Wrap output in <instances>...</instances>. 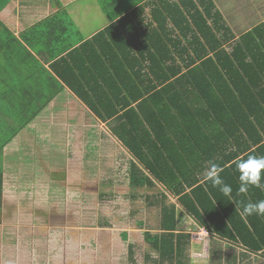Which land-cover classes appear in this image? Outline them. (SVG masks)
Returning <instances> with one entry per match:
<instances>
[{
  "label": "trees",
  "instance_id": "1",
  "mask_svg": "<svg viewBox=\"0 0 264 264\" xmlns=\"http://www.w3.org/2000/svg\"><path fill=\"white\" fill-rule=\"evenodd\" d=\"M113 2L100 0L109 14ZM62 21H49L57 37ZM72 35L48 53L51 69L131 154L130 186L156 190L144 199L160 209L159 232L144 234L159 256L173 261L189 238L170 195L209 235L264 257V216L241 217L264 190L238 193L235 169L237 158L264 156V21L235 36L212 0H132L91 38ZM51 97L26 115L35 101L16 100L17 129L0 152ZM210 162L231 199L207 181Z\"/></svg>",
  "mask_w": 264,
  "mask_h": 264
},
{
  "label": "crops",
  "instance_id": "2",
  "mask_svg": "<svg viewBox=\"0 0 264 264\" xmlns=\"http://www.w3.org/2000/svg\"><path fill=\"white\" fill-rule=\"evenodd\" d=\"M117 1L111 0L113 3L111 14H109L102 9L100 0H0V99H13L12 107L14 110L17 99L37 100L35 105L27 108V114H31L35 113V107L40 106L43 100L51 97L61 85V89L51 97L50 101L34 114L31 120L19 129L1 149L0 264H41L42 258L51 260V264H73V260L79 259V244L74 242V237L69 240L68 237L64 239L63 243L67 245L60 260L59 258L53 259V257L43 256L41 251L42 236L39 233L41 226L36 231L37 224L35 222H74L76 219L71 215V221L64 216L60 220H56V204L51 201L47 202L45 197L52 194L57 188L65 189L64 196L68 203H81L82 209L85 211L82 213L84 218L79 214L78 220L76 219L77 222H86L91 194L95 195L96 201L100 194L115 197L119 201L126 195H128V198L126 197L128 201L137 199L136 195L125 194L124 191L125 189H139L132 188L129 181V167L133 157L120 141L110 133L107 124L99 121L60 81L51 69L52 60L48 59V53L64 46L65 41H62L64 35L72 41L73 26L76 27L83 39L91 38L110 23L112 13L124 9L125 4L132 0ZM212 1L235 36L264 21V0ZM79 3L80 5L84 4L85 10H82L81 13L77 11ZM87 16L88 22L95 23V27L84 31L82 34L80 28L83 29V27L75 21V18ZM53 17L63 19L62 23H65L66 30L70 27L69 34L66 30H60L59 35L61 37H57L58 34L56 33L58 32L52 30L49 22ZM26 39L28 40L26 41ZM75 107L78 109L76 120L73 119L76 114ZM85 112L94 117L99 124L106 126L112 137H92L95 134L100 135L102 129H99L101 126L98 124L82 121ZM48 125H50V129H54L55 141L57 140L55 144H50L49 149L34 138H29L30 135L27 133L22 136L19 135L20 131L24 132L27 128L33 131L44 129L46 132ZM67 126L70 127L72 134L70 137L73 139L68 145L70 148L68 155L66 150L61 147L64 146L63 143H60L63 138V129ZM0 135L3 136L1 130ZM4 138L8 139L9 136L4 135ZM4 138H0V143ZM25 146L32 150L29 155L30 158L36 161L40 160L38 164L34 163L39 166L38 175L32 172L34 164L29 163L28 166H25L21 162V156L17 160L20 150L25 151ZM53 146H55L54 149ZM14 149L16 150L14 151ZM9 152L10 154H8ZM24 154L27 155L28 153L24 152ZM42 155L46 157L45 161L41 159ZM11 157H15L14 164L18 162L16 170L15 166L13 169L11 168ZM125 160L128 162L127 173H125L126 181L119 185L116 183L119 181L117 179ZM117 162L118 164H116ZM41 173L44 174L45 181L43 183H41L43 178ZM42 186H45L44 189H46L44 197ZM144 202L147 209L158 207L148 206L145 199ZM167 202L175 204L177 232L186 233L179 229V226L182 225L181 222H184L182 227H196L203 230L207 236L204 237L202 234L194 232L188 233V240L185 241V238L182 240L185 243L182 245L183 253L175 257L176 259L173 261H168L159 256V253L153 249L149 242L150 240H147L143 233L144 242L155 255L152 258V253H144L143 264H189L190 257L193 258L190 264H196L203 260L208 264H264V257L260 252L251 253L230 241L209 235L194 222L180 205L176 204L175 199L170 195ZM23 225L31 228L28 230V234H25L26 230L19 232L14 228L16 226L24 227ZM45 238L49 249L46 252L55 253L50 250L51 247L48 244L51 243L53 246L57 237L47 236ZM127 238L125 233L115 238L112 237V234H106L101 241L100 252L94 255L92 260H88L87 254L81 256L84 259L83 264L107 263L114 258L113 254L110 253L112 251L109 244L113 243L114 239L121 243L126 242ZM134 240L137 241L135 236ZM10 243L14 245L10 246ZM27 243L30 246H27ZM86 243L89 244V237ZM116 246L114 244L113 249ZM119 250L121 251L120 247ZM125 255L128 264H137L134 245L127 244ZM105 259L107 261H104ZM87 261L88 263H85Z\"/></svg>",
  "mask_w": 264,
  "mask_h": 264
},
{
  "label": "rangeland",
  "instance_id": "3",
  "mask_svg": "<svg viewBox=\"0 0 264 264\" xmlns=\"http://www.w3.org/2000/svg\"><path fill=\"white\" fill-rule=\"evenodd\" d=\"M84 5V4H83ZM83 5H80V3L77 6V11L78 13H81L82 10L84 11L85 9L83 8ZM82 8H81V7ZM100 9V8H99ZM95 12V11H94ZM102 14V13H100ZM75 21L79 23V25L82 28H80V32L83 34L84 31L91 29L95 27V23L91 24L89 23L88 16L87 17H78L75 18ZM12 101L13 99H0V130L3 131V136L0 138H4V135L7 137L10 134L11 128L17 129V121L13 123V120L15 119L14 115L16 116V111L14 110V107H12ZM16 101V100H15ZM35 102L37 100H34ZM23 115H26L28 113V109L24 108L23 109ZM75 112L76 114L73 116V119L76 120L78 116V109L75 107ZM82 121H88V123L91 124H98L101 127L99 128L100 130L102 129L101 134H95L92 137H105V138H111L112 136L109 134L108 129L106 126H103L102 124H99V122L94 119L91 115H88V113L85 112L84 118ZM25 132V133H24ZM24 132L20 131L19 135H24V134H29V138H34L38 142H40L41 145L47 146L48 149L50 147V144H55V132L54 129H50V125L47 126L46 132L43 130H38V131H33L30 128H27L24 130ZM62 139L60 140V143H63L64 146H61L66 150V154L68 153V150L70 149L68 145L73 141L70 136H72L70 132V127L67 126L66 128L63 129L62 132ZM114 138V137H113ZM3 141V140H2ZM1 141V142H2ZM66 143V144H65ZM26 148L25 151L20 150V155L16 154L17 160L21 156V162L25 165L28 166L30 164H38L39 161H36L33 158H30V154L32 153V150L28 147L25 146ZM55 146H53L54 149ZM44 149V147H43ZM16 149H14L15 151ZM13 151V152H14ZM24 152H27L28 154L25 155ZM10 154V152L8 153ZM68 155V154H67ZM66 155V156H67ZM13 156V155H11ZM16 157V156H15ZM15 157L10 158V165L11 168L13 169V166H15V170L17 169L15 161ZM124 157V155H123ZM14 158V159H13ZM68 158V157H66ZM41 159L44 161L46 160V157L44 155L41 156ZM63 159V158H62ZM117 159V158H116ZM128 160V159H126ZM125 162L124 166L121 167V172L120 176H118L119 180L116 184H124L126 181V175L127 173L126 168H128V162ZM61 161V159H60ZM34 164L33 168V173H37L38 175V169L39 166ZM118 164V162L116 163ZM68 167V166H67ZM123 170V171H122ZM43 175L42 182L45 181L44 179V174ZM45 186H42L43 188V197L45 195L46 189H44ZM64 191L65 189L62 188L60 189H55L54 192L47 197V202H52L55 203V210L57 214L56 220H60L61 217L69 218V221H71V215L76 219L78 218V215L84 213V209H82L81 203L75 202V203H68L66 201L65 196H64ZM125 194L131 193L136 195L137 199L136 200H131L128 201V195H126L125 198H121L120 201L115 198L111 197L108 195L102 196L101 194L99 195V199L96 201L95 195L91 194V198L89 200V209L86 215V222H77L76 219H74V222H35L37 224V227H35V230H38V227L41 226L40 228V234L42 236V242H41V251L43 256H49L54 258H60L62 257L63 253L66 250V245L64 244L63 241L66 237H68V240L71 239V237H74V242L78 245L79 244V259L73 260L75 264H83V257L82 255L87 254L89 256L88 260H92L94 255H97L101 248H102V242L106 234H112V237L115 238L116 236H119L120 234L125 233L127 238L126 242H120L117 239H112L113 243L109 244L110 250L114 256L110 261H108L105 264H128L127 257L125 255V249L127 244L134 245L135 248V260L137 261V264H143V259H144V253L150 252L151 257L154 258L153 252H151V249L148 247V245L144 242L142 238V234L144 231H149L151 233H157L159 231L158 227V221H159V208L158 207H153L151 209L145 208L144 205V196L145 195H151L156 192L155 189H147V188H139V189H131V190H124ZM62 192V194H61ZM81 199V198H80ZM79 199V200H80ZM109 213V214H108ZM84 218V216H83ZM73 219V218H72ZM15 224V222H13ZM25 224V223H24ZM182 225H184V222H181ZM179 226V229L182 231H185L186 233L194 232L198 234H202L204 237H206V233L198 229L196 227H182ZM22 226H16L17 230L24 231L26 230L25 234H28V230H30L26 225ZM34 230V229H33ZM16 234V231H15ZM95 235V237H94ZM57 237V241L54 243L53 246H51V243L48 244V246L51 247L50 250H53V252H46L48 249L47 247V240L45 237ZM135 239L137 241L134 240ZM89 237V244L86 243ZM116 241V242H115ZM12 242V241H11ZM29 243V242H28ZM26 244L27 246H30V244ZM116 244L117 246L113 249V245ZM14 244L10 243V246H13ZM119 247L121 248V251L119 250ZM83 249L82 251H80ZM120 251V252H119ZM206 259V258H205ZM193 258L190 257V263L192 262ZM104 261H107L105 259ZM152 262V261H151ZM51 264V260L42 258L41 259V264ZM73 263V264H74ZM85 263H88L85 262ZM189 263V264H190ZM60 264V263H59ZM150 264V263H149ZM196 264H208L205 260L200 261L199 263L197 262Z\"/></svg>",
  "mask_w": 264,
  "mask_h": 264
},
{
  "label": "clouds",
  "instance_id": "4",
  "mask_svg": "<svg viewBox=\"0 0 264 264\" xmlns=\"http://www.w3.org/2000/svg\"><path fill=\"white\" fill-rule=\"evenodd\" d=\"M235 169L239 173V188L238 193L247 194L250 188L264 190L262 183V173H264V156L257 157L249 155L246 159L237 158L235 161ZM223 168L216 163L210 162L209 168L206 171V179L213 187L226 197L231 199L232 187L226 184L221 177ZM257 215L264 216V200L256 202L248 201L243 205L241 217L247 222V217Z\"/></svg>",
  "mask_w": 264,
  "mask_h": 264
}]
</instances>
